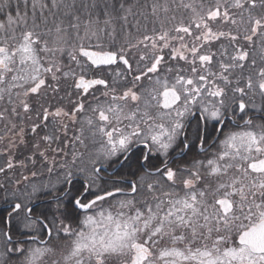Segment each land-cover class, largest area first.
<instances>
[{
    "label": "snow or ice",
    "instance_id": "1",
    "mask_svg": "<svg viewBox=\"0 0 264 264\" xmlns=\"http://www.w3.org/2000/svg\"><path fill=\"white\" fill-rule=\"evenodd\" d=\"M0 264H264V0H0Z\"/></svg>",
    "mask_w": 264,
    "mask_h": 264
}]
</instances>
